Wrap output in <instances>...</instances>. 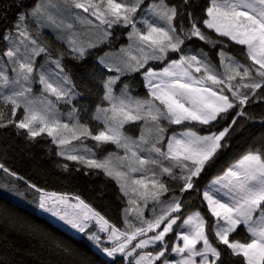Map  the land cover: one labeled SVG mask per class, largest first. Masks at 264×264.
<instances>
[{"label":"snow or ice","instance_id":"1","mask_svg":"<svg viewBox=\"0 0 264 264\" xmlns=\"http://www.w3.org/2000/svg\"><path fill=\"white\" fill-rule=\"evenodd\" d=\"M183 2L187 4L188 0ZM62 3L66 8L87 13L86 16L81 12L72 15L76 23L91 26L99 34L95 39H82L88 32L77 30L76 24L54 14L52 9L59 10L60 5L53 0H48L47 5L37 4L31 13H21L16 36L4 37L10 44L0 54L7 58L0 67V105H11L13 117L17 109L23 107V118L16 123L18 128L25 129L31 138L46 133L62 149L60 154L66 159L102 169L117 180L133 207L125 209L124 229L111 225L79 197H73L76 202L71 203L66 196L44 195L39 207L59 216L79 232H85L88 222L95 221L98 231L107 233L111 246L101 247L96 232L89 233L88 239L112 258L113 264L118 255L122 264H222L217 245H224L232 256L240 257V264H264V151L257 148L245 152L203 192V200L215 218L212 223L200 211L183 216L179 195L162 199L171 189L161 179L167 176L173 181H182L181 194L192 190L194 178L200 176L224 146L221 142L229 133L230 126L219 132L211 131L215 126L213 122L225 119L221 114L237 107L239 110L234 117L246 116L243 106L257 96V90L264 89V0H209L203 26L218 37L243 46L251 61V65L241 63L221 48L217 55L223 71L217 70L203 50L187 54L182 48L185 41L193 37L213 48L218 44L227 45L206 34L196 19L191 20L188 29L183 24H174L178 16H183V11H178L180 5H170L166 0L148 4L145 0H62ZM142 5L144 11L138 16ZM29 15L37 23V30L42 27L59 30L57 38L67 43L73 59L77 60H82L88 49L104 43L114 25L130 29V43L121 49L125 56L120 63H109L104 57L99 61L109 73L116 74L100 81L101 100L106 101L107 106L98 104L92 115L93 120L103 124L98 132L94 133L87 123L81 122L75 106L68 111V122L60 119L61 113L50 97L72 104L81 93L65 72L61 62L63 53L53 58L49 49L29 31L25 23ZM65 29L67 36L62 35ZM169 53H177L179 58H170ZM42 54L44 63L37 65L36 58ZM149 61L168 63L156 71L148 66ZM49 63L58 71L46 68ZM137 72L146 81L150 99L133 96L129 85L121 80ZM34 83L42 86L38 97L32 94ZM5 88L7 93L3 91ZM226 93H230L231 98ZM261 96L264 97V92ZM3 115L0 108V127L5 126ZM137 122H140V136L133 138L124 129L125 125ZM192 122L210 126L208 134L200 135L187 127ZM231 123L235 124L236 119ZM171 125H184L185 128L179 132L173 130L167 136ZM84 139L97 142L96 147L112 144L123 149L124 155L116 159L126 171L119 170L113 163L112 154L104 159L92 158L95 153L84 145ZM73 141H80V146L92 153V157L74 154L78 148L73 146ZM177 168L178 175L174 171ZM135 173L140 174L139 178L133 175ZM149 203L153 205L151 209H148ZM145 209L151 211V218H145ZM131 213H135V223L127 219V214ZM178 221L182 222L177 224ZM240 226L247 233L244 240L237 238ZM173 232L174 239L182 244L166 239ZM209 233L214 236L215 243ZM233 233L237 236H232ZM55 247L65 255H72V250L60 243H55ZM149 248L153 251H145ZM171 254L178 259L170 260ZM82 264L89 262L83 260Z\"/></svg>","mask_w":264,"mask_h":264},{"label":"trees","instance_id":"2","mask_svg":"<svg viewBox=\"0 0 264 264\" xmlns=\"http://www.w3.org/2000/svg\"><path fill=\"white\" fill-rule=\"evenodd\" d=\"M43 0H0V54L7 48V40L4 39L8 32L17 23L21 13L33 9ZM158 2V0H145V4ZM170 5H180L178 11H183V16H178L174 24H183L185 29L190 28L191 20L200 21L202 30L213 39L225 41L213 48L210 44L193 37L185 41L182 48L187 54H196L201 50L208 53L211 62L220 67L218 50L223 48L229 55L235 57L241 63L251 65L245 55L243 46L236 45L227 38L218 37L212 30L203 26L205 7L209 0H188L184 4L183 0H166ZM144 8V6H143ZM191 13V18L189 17ZM128 28H115L112 30L111 38L103 45L87 52L82 60L73 59V55L64 44L58 42L53 36L47 34L50 48L58 56L63 53L62 64L66 73L76 85V90L81 93L73 106L78 109L82 123H87L94 133L102 129L101 123L92 119L96 106L106 101H102V87L100 81L105 79L110 73L106 68L98 63V60L107 52L118 50L124 46ZM46 38V37H45ZM179 54H170V58L176 59ZM168 63V61H166ZM158 66V63L155 65ZM160 67V64L158 66ZM129 83L131 89L138 96L147 97L144 82L141 74L128 76L122 80ZM264 89L257 90V96L252 97L243 106L246 116L234 117V113L239 107L224 113L213 123L211 131L219 132L224 127H229L224 145L218 150L200 176L194 179V188L184 193H180L182 183L170 181L168 185L181 195L183 203V216L200 211L205 219L212 223L214 217L211 216L206 201L203 200V192L209 184L216 178L222 176L224 172L245 152L259 148L264 151V97L261 93ZM2 123L0 127V166L5 173L7 180L16 179L22 187H33L46 192L70 195L79 197L96 212L102 215L109 223L123 227L124 210L128 207V201L117 182L107 176L101 169L89 168L84 164L67 160L60 156L58 147L47 136L31 138L26 130L16 126L23 118V111H16L13 117L11 105L4 107ZM236 123L232 124V119ZM13 120V123H9ZM192 130L200 134H208L210 126L192 124L188 125ZM95 150H104L98 153L101 157L111 150H116L115 145L106 144L96 147V142L86 139ZM8 174V175H7ZM18 174V175H17ZM11 176V177H10ZM16 177V178H15ZM14 182V181H13ZM0 264H82L87 260L89 264H113V261L100 254L85 238L75 237L64 229L58 227L46 218H42L27 207L19 205L0 193ZM237 233L239 235L237 236ZM233 236L244 240L247 233L241 227ZM210 239L215 243L214 236L209 233ZM232 238V237H231ZM55 243L70 248L72 255H65L55 247ZM221 250L222 264H240V257L231 255L230 250L224 245H217ZM98 258V259H97ZM116 264H122V258L116 259Z\"/></svg>","mask_w":264,"mask_h":264},{"label":"rangeland","instance_id":"3","mask_svg":"<svg viewBox=\"0 0 264 264\" xmlns=\"http://www.w3.org/2000/svg\"><path fill=\"white\" fill-rule=\"evenodd\" d=\"M54 3H57L60 5V8L59 10L57 9H52L53 13L56 14L58 17H62L65 21L67 22H72L74 24H76V29L81 31V32H84V31H87L88 32V35H84L82 36L81 38L84 39V40H89V39H95V37L99 34L98 33V30L95 29V28H92L91 26H81L80 24L76 23L75 22V19H74V16L72 15L73 13H76V12H81L82 15H88L87 13H83L82 10H79V9H75V8H66L63 3H62V0H53ZM38 4H43V5H47L48 4V0H43L41 2H39ZM33 9L29 10V11H25L23 13H31ZM144 11V8H143V5L141 6V10L140 12H138V16ZM146 15V14H145ZM94 19V18H93ZM25 23L27 24L28 26V29L29 31L31 32V34L33 35L34 38H36L38 40L39 43H41L43 46L47 47L50 51V53L52 54L53 58H56V54L53 53V50L50 48V45H49V41L47 40V34L51 35L54 37L55 40H57L58 42L62 43L65 45V47L68 48V45L67 43L63 40V39H58L57 38V34L59 32V30H55L51 27H42L40 28L39 30H37V23L34 21V18L31 17L30 15L28 16V18L26 19ZM98 23V21L96 22ZM17 24V23H16ZM16 24L14 26V28L12 30H10L7 34V36H13L15 37L16 36ZM117 26V27H116ZM140 26V25H138ZM115 28H123V27H120L119 25H114L111 29H109V31L111 32V35L107 38V40L100 44L103 45L105 44L112 36L113 32L112 30L115 29ZM125 29V28H124ZM128 30L130 31V29L128 28ZM128 31V32H129ZM68 34V30H64V32L62 33L63 36H67ZM46 37V38H45ZM126 41L127 43L124 45V46H121L118 50H115V51H109L107 52L106 54H104L102 57H104V59L109 62V63H114V64H119L120 63V60L121 58H123L125 56V53H123L121 51L122 48H127V46L129 45L130 41L128 39V33L126 35ZM10 42L7 40V47L9 46ZM94 48H91V49H88V51L92 50ZM70 50V49H69ZM87 51V52H88ZM170 54H177V53H169V56ZM179 57H177L176 59H178ZM37 65H39L40 63H44V57H43V54L41 55V57H37ZM7 61V58L6 57H3L2 55H0V67H3V65L6 63ZM100 59L98 60V63L100 64ZM62 62V61H61ZM158 63V66L160 64V67L161 68H158V66H155L156 64ZM166 61L161 63V62H156V61H149V65L148 66H151L154 68V70L156 71H160L162 70V68L164 66H166ZM101 65V64H100ZM103 66V65H101ZM46 68H49V69H52L53 71H58L57 69H55V65H52V64H47L46 65ZM144 69H141V72H143ZM218 71H223V69L221 67H219V70ZM66 72V71H65ZM8 73H9V76L12 75L11 73V65L8 66ZM116 73H110V75H115ZM136 74H141L140 72H137V73H131L130 75H126V76H123L121 78V80H123L124 78L128 77V76H132V75H136ZM68 75V74H67ZM195 75H200V74H195ZM69 76V75H68ZM143 77V76H142ZM70 78V76H69ZM71 79V78H70ZM143 79V82H144V87H145V91L147 93V97H142V96H138L137 94L134 93L133 89H131L130 87V84L128 83L129 85V92L130 94H132L133 96H136V97H139V98H144V99H150V96H149V89L146 87V81L144 79V77L142 78ZM72 80V79H71ZM122 86V84L120 85ZM32 88H33V95L34 96H40L41 95V88L42 86L38 83H34L32 85ZM3 91L5 93H7L8 89H3ZM242 91H245V92H250V90H242ZM227 95H229V97L231 98V94L230 93H226ZM80 96H77L73 101H72V104H65L63 103L62 101L60 102H57L55 101V97H50V99H52L55 103H56V107L58 108L59 112L61 113L60 115V119L63 120L64 122H68V111L73 107L75 101L77 99H80ZM158 103V102H157ZM107 106V104L105 105ZM235 109V108H234ZM22 110L23 111V107L17 109V112ZM233 110V109H231ZM229 110V111H231ZM224 114V113H222ZM221 114V115H222ZM23 115H24V112H23ZM99 122V121H98ZM216 122V121H215ZM213 122V123H215ZM100 123V122H99ZM139 123L140 122H137V123H131V124H128V125H125V132L127 135L133 137V138H138L140 136V128H139ZM194 125V124H197V125H200L198 124L197 122H192L190 124H187V127L188 125ZM102 125V128H103V124L101 123ZM205 126V125H203ZM185 128L184 125H171L169 126L168 128V133H167V136H170L173 132V130H175L176 132H179V131H182L183 129ZM25 130V129H23ZM198 133V132H197ZM200 134V133H198ZM200 135H203V134H200ZM42 136H47L46 133H42L40 136L38 137H42ZM167 136L165 137V139H167ZM48 137V136H47ZM37 138V137H35ZM51 140L52 138L49 137ZM83 139V138H82ZM86 139H84V145H86L88 148H91L92 149V153H95V156L92 157V153L90 152H86L84 151V148L80 146V141H73V146H76L78 148V152L77 153H74V154H81V155H84L85 157H92V158H96V159H104L106 157L109 156V154H112V157H113V163L119 168V170L121 171H126L125 168H120V161L116 159L117 156H123L124 155V152H123V149H117L114 150V151H110L108 153H106L105 155L103 156H99L98 153H101V152H104V150H95L93 149L88 143L85 142ZM97 143V142H96ZM55 144V143H54ZM58 149H59V154L61 153L62 149L57 145L55 144ZM69 147H72V146H69ZM61 157L65 158L64 155H61ZM66 159V158H65ZM68 160V159H67ZM70 161H73V160H70ZM73 162H77V163H80L78 161H73ZM165 164H167L168 162L165 161L164 162ZM83 164V163H81ZM85 165V164H84ZM86 166V165H85ZM96 169V168H95ZM102 170V169H101ZM158 171V170H157ZM177 175L179 174V169H175L174 170ZM5 173H7V171H4L2 167H0V193L3 194L4 196H6L7 198H9L10 200H12L13 202H17V204L19 205H22V206H25L27 207L29 210H32L33 212H36L38 213L40 216L42 217H45L47 218L49 221H51L52 223L58 225L59 227L61 228H64L66 230H68L72 235L74 236H77V237H82V238H85L87 240L88 239V234L89 233H92V232H96L99 236H100V245L101 247H110L111 244L107 241V233H104V232H99L98 231V226L96 225L95 221H89L88 222V227L86 228L85 232H79L77 229L73 228L70 224L66 223L65 220L61 219L59 216H54L50 211H45L44 209L40 208L39 207V203H40V199L42 198V196L44 195H50V194H55L56 196H66L69 198L70 202L71 203H75L76 201L73 200L72 198L75 197V196H70V195H63V194H57V193H49V192H46V191H37L36 188L34 187H22V185L16 180L14 179L13 181H10V180H7V177L5 176ZM135 175L137 178H139L140 174L139 173H135L133 174ZM108 176V175H107ZM110 177V176H109ZM16 178V177H15ZM112 179H114L113 177H111ZM197 178V177H196ZM162 180L166 181L167 184L172 181V182H178V183H183L182 181H179V180H176V181H173L171 180L169 177L167 176H163L161 177ZM195 179V178H194ZM217 179V178H216ZM116 182L117 180L114 179ZM215 180V179H214ZM213 180V181H214ZM4 181V182H3ZM117 184L119 185V183L117 182ZM212 184V182L210 183ZM209 184V185H210ZM169 186V185H168ZM8 187V188H7ZM120 187V185H119ZM214 187H219V185H214ZM121 188V187H120ZM169 188L171 189L167 194H165L164 197H162V199H170L173 194H176V195H179L177 194V191H173V188L169 186ZM208 188V187H207ZM206 188V189H207ZM205 189V190H206ZM13 192V193H12ZM39 193V194H38ZM123 193V191H122ZM124 194V193H123ZM125 196V195H124ZM180 198H181V195H179ZM127 201L129 200V197L128 196H125ZM80 199V198H79ZM81 200V199H80ZM84 202V201H83ZM85 203V202H84ZM207 203V202H206ZM86 204V203H85ZM152 204L149 203L148 205V209H151L152 208ZM38 207V208H37ZM90 207V206H89ZM133 207L132 205L129 204L128 202V208H131ZM91 208V207H90ZM93 209V208H92ZM148 209H145L144 210V215H145V218H151L152 217V213L151 211H149ZM94 210V209H93ZM71 211V210H69ZM95 211V210H94ZM98 213V212H97ZM202 214V213H201ZM173 215H177V214H173ZM203 215V214H202ZM125 217H126V213H125V210H124V221H125ZM183 218V217H182ZM127 219L133 221L134 223L136 222V219H135V213H131V214H127ZM215 220V218H214ZM182 221H178L177 224H180ZM113 225V224H111ZM115 226V225H114ZM96 227V228H95ZM117 227V226H116ZM125 227V224L123 225V227H117L119 229H124ZM174 229L177 227L176 225L173 226ZM243 228V226H240V228ZM237 229V231H239V229ZM236 233H233V235H235ZM149 235H152V233H149ZM171 238L173 240L174 243H180L182 244V241H176L174 238H175V232L173 233H169L168 237H166V239H169ZM230 239H231V236H230ZM91 241L93 244H94V248L96 250H98L99 252H102L101 251V248L100 247H97L96 243L92 240H89ZM135 243V242H134ZM199 247V245H198ZM138 252L140 250H137ZM145 251H153L152 248H149V249H145ZM105 255V254H104ZM106 256V255H105ZM107 257V256H106ZM120 256L118 255L116 257L119 258ZM108 259L112 260V258L110 257H107ZM121 258V257H120ZM169 259L170 260H175V259H178V257H176L174 254H171L169 255ZM199 259V258H197ZM157 264H159V262H157Z\"/></svg>","mask_w":264,"mask_h":264},{"label":"bare ground","instance_id":"4","mask_svg":"<svg viewBox=\"0 0 264 264\" xmlns=\"http://www.w3.org/2000/svg\"><path fill=\"white\" fill-rule=\"evenodd\" d=\"M117 27V26H116ZM8 175V174H7ZM18 175V174H17ZM6 176V175H5ZM11 177V176H10ZM4 182V181H3ZM8 188V187H7ZM13 193V192H12ZM39 194V193H38ZM17 203V202H16ZM28 207V206H27ZM38 208V207H37ZM37 212V211H36ZM96 228V227H95ZM98 259V258H97ZM112 262V261H111Z\"/></svg>","mask_w":264,"mask_h":264}]
</instances>
